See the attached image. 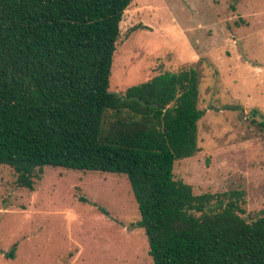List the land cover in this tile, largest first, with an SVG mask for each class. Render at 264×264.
Instances as JSON below:
<instances>
[{
  "label": "trees",
  "instance_id": "trees-1",
  "mask_svg": "<svg viewBox=\"0 0 264 264\" xmlns=\"http://www.w3.org/2000/svg\"><path fill=\"white\" fill-rule=\"evenodd\" d=\"M131 2L0 0V165L30 191L45 167L125 175L153 264H264V216L243 217L242 191L174 179L200 150L196 66L109 89Z\"/></svg>",
  "mask_w": 264,
  "mask_h": 264
},
{
  "label": "rangeland",
  "instance_id": "rangeland-1",
  "mask_svg": "<svg viewBox=\"0 0 264 264\" xmlns=\"http://www.w3.org/2000/svg\"><path fill=\"white\" fill-rule=\"evenodd\" d=\"M185 64L200 72L204 114L200 150L174 179L195 195L242 191L243 217L264 216V0H132L109 89ZM139 219L125 175L45 167L30 191L0 165V264H153Z\"/></svg>",
  "mask_w": 264,
  "mask_h": 264
}]
</instances>
